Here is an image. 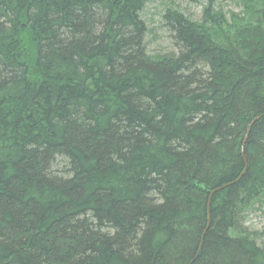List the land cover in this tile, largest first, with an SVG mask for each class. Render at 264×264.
Returning <instances> with one entry per match:
<instances>
[{
    "label": "trees",
    "instance_id": "16d2710c",
    "mask_svg": "<svg viewBox=\"0 0 264 264\" xmlns=\"http://www.w3.org/2000/svg\"><path fill=\"white\" fill-rule=\"evenodd\" d=\"M0 0V264H264V0Z\"/></svg>",
    "mask_w": 264,
    "mask_h": 264
},
{
    "label": "rangeland",
    "instance_id": "374dc122",
    "mask_svg": "<svg viewBox=\"0 0 264 264\" xmlns=\"http://www.w3.org/2000/svg\"><path fill=\"white\" fill-rule=\"evenodd\" d=\"M205 0H153L143 10L141 16L148 27L147 45L151 54H166L176 50L175 44L165 25L163 15L166 8H175L194 21H200ZM218 8L228 15L239 11V5L233 0H220ZM244 226L258 238L264 246V206L256 205L247 214Z\"/></svg>",
    "mask_w": 264,
    "mask_h": 264
}]
</instances>
